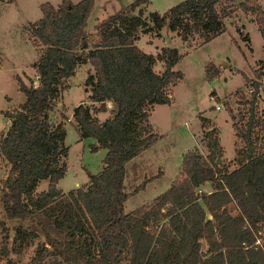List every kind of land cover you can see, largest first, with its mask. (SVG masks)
<instances>
[{"label": "trees", "instance_id": "1", "mask_svg": "<svg viewBox=\"0 0 264 264\" xmlns=\"http://www.w3.org/2000/svg\"><path fill=\"white\" fill-rule=\"evenodd\" d=\"M145 1L99 21L94 27L99 41L91 48L86 22L94 0L42 3L41 18L26 27L39 50L33 64L38 84L17 78L25 102L8 114L11 123L0 140V156L10 165L9 177L0 180V255L7 254L9 243L19 255L23 244L42 237L26 264H264V148L256 151L248 133H242L244 157L232 170L218 163L216 130L208 129V155L186 152L182 178L150 207L126 213L124 206L130 195L126 164L156 140L148 110L170 104L168 89L183 78L174 70L180 51L164 46L155 55L144 52L136 44L139 34L167 25L182 41L197 37L204 44L225 32L226 19L239 11L254 17L262 69L264 7L260 0H238L233 7L229 0H181L164 13L132 14ZM158 61L164 64L160 72L154 70ZM84 63L93 68L85 85L91 104L98 105L92 111L81 103L72 118L81 138L94 139L90 150L103 148L106 154L84 186L64 193L57 184L65 173L66 129L53 124L48 112L63 80ZM254 74L250 84L256 90L260 72ZM107 103L110 117L100 122L94 114L105 112ZM41 180L48 185L37 192ZM208 181L215 189L198 193ZM6 221L16 224L13 237Z\"/></svg>", "mask_w": 264, "mask_h": 264}, {"label": "rangeland", "instance_id": "2", "mask_svg": "<svg viewBox=\"0 0 264 264\" xmlns=\"http://www.w3.org/2000/svg\"><path fill=\"white\" fill-rule=\"evenodd\" d=\"M77 3L79 0H71ZM135 0H94L86 22L87 46L91 48L99 37L95 25L111 14L124 10ZM181 0H147L132 14L142 9L164 13ZM238 0H229L234 6ZM61 0H0V140L9 129L8 116L25 102L24 94L18 89L20 78L26 85L37 86V73L33 64L39 50L33 46L26 27L41 18L40 5L50 3L58 7ZM222 4V3H221ZM264 7V0H260ZM227 32L210 42L202 44L194 37L182 41L175 32L165 25L160 32H141L136 41L143 51L157 54L165 45L176 47L182 54L174 66L183 78L173 83L168 93L170 104L150 107L149 120L156 133V140L126 164L125 192L130 194L125 201V212L130 213L140 207H150L155 198L163 194L173 183L182 178L181 164L186 152L199 150L203 155L211 151L208 147L209 129L201 117L206 119L211 129L216 130L219 163L227 170L237 167L246 152L242 133H248L256 151L264 148V96L251 98L248 89L255 81L254 72H260L259 87L264 93V68H259L262 59V40L254 22V17L237 11L226 19ZM79 54H84L81 49ZM164 64L158 61L154 70L162 71ZM93 72L89 63L79 64L74 75L63 80L59 95L52 101L48 116L53 124H62L66 129L64 145L67 154L62 158L65 173L57 184L64 193L84 186L87 173L96 174L102 168L106 150L91 151L89 145L94 139H84L79 135L72 118L74 107L81 103L91 105L86 79ZM214 94L219 101V110L212 107L209 95ZM111 103L105 112L94 114L100 122L110 117ZM10 165L0 156V180L9 177ZM48 180H41L37 192L47 188ZM215 189L211 181L197 188L198 193ZM2 218L0 212V219ZM15 223L6 221L13 237ZM26 247L21 254L13 252L7 244V254L0 255V264H26L34 253L37 241ZM11 241V240H10ZM2 243L0 241V252Z\"/></svg>", "mask_w": 264, "mask_h": 264}, {"label": "built area", "instance_id": "3", "mask_svg": "<svg viewBox=\"0 0 264 264\" xmlns=\"http://www.w3.org/2000/svg\"><path fill=\"white\" fill-rule=\"evenodd\" d=\"M248 93L251 95L254 94V97L262 95L264 96V93H262L260 87L258 86L257 89L255 90L252 86L248 89ZM209 100L212 103V107L216 110H219V101L217 97L214 94L209 95Z\"/></svg>", "mask_w": 264, "mask_h": 264}, {"label": "crops", "instance_id": "4", "mask_svg": "<svg viewBox=\"0 0 264 264\" xmlns=\"http://www.w3.org/2000/svg\"><path fill=\"white\" fill-rule=\"evenodd\" d=\"M171 32H172V31H171ZM225 32H227V29H226ZM225 32H223V33H225ZM223 33H221V34H223ZM221 34H219V35H221ZM177 37H178V36H177ZM217 37H219V36H217ZM217 37H215V38H217ZM215 38H214V39H215ZM212 40H213V39H212ZM212 40H211V41H212ZM209 42H210V41H209ZM95 43H96V42H95ZM137 45H138V44H137ZM165 46H166V45H165ZM144 52H145V51H144ZM147 53H148V52H147ZM261 56H262V55H261ZM210 192H211V191H210Z\"/></svg>", "mask_w": 264, "mask_h": 264}, {"label": "water", "instance_id": "5", "mask_svg": "<svg viewBox=\"0 0 264 264\" xmlns=\"http://www.w3.org/2000/svg\"><path fill=\"white\" fill-rule=\"evenodd\" d=\"M209 130H211V128H209ZM220 161H219V158H218V163H219Z\"/></svg>", "mask_w": 264, "mask_h": 264}]
</instances>
